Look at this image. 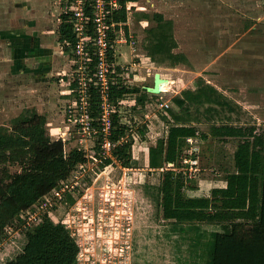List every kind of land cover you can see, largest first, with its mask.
Wrapping results in <instances>:
<instances>
[{
  "label": "rangeland",
  "instance_id": "1",
  "mask_svg": "<svg viewBox=\"0 0 264 264\" xmlns=\"http://www.w3.org/2000/svg\"><path fill=\"white\" fill-rule=\"evenodd\" d=\"M134 2L135 7L126 21L128 29L125 25L121 29L125 36L135 37V45L116 44V59L120 67L127 69L121 67L114 77L115 82L119 79L130 88L140 89L137 93L126 94L125 102L117 112L120 122L128 127L120 143L133 140L129 165H124L123 159L106 166L94 162L90 155L94 154L98 138L75 132L74 123L67 122L73 132L64 135L68 138L65 148L82 149L89 156L85 162L88 167L84 171L78 165L68 181H64L69 188L65 187L62 199L52 192L22 213L24 217L20 216L12 227H8L0 240V254L12 256L19 251L27 229L49 218L55 224L64 221L79 242L78 264H199L192 257V236L189 237L187 232L182 239L178 232L172 233L171 221L163 218V211L156 204L154 187L160 183L164 172L172 170L170 164L177 168L172 171L185 169L181 162L191 150V159L198 161L195 178L187 180L181 172H174L186 180L183 189L187 196H210L211 190L224 186L225 176L235 170L233 155L239 138L199 137L198 143L192 144L186 140L178 160L164 163L158 169L149 166L147 153L159 139H167L169 123L165 118L171 121V116L167 108L159 105L167 102L169 107L175 108L174 96L186 88L195 89L206 83L231 99L241 100L244 110L251 113H248L251 119L244 118L233 124L244 127L253 124L255 133L264 140V0ZM43 3L45 6L36 7V17L50 22L56 34L44 38H51L53 42L61 21V9L58 0H43ZM156 13L162 14L165 20H172L173 28L176 22L175 49L182 47L189 64L171 66L169 62L154 61L148 55L144 45L145 30L154 25L151 17ZM143 14L149 17L145 18ZM12 28L0 27V53L5 45H1V41L12 42L6 37ZM117 37L120 38L119 34ZM12 55L0 58V125L9 123L24 107L37 112L40 108L47 119L48 133L58 140L61 134L55 127H65L68 105L72 104L71 99L66 101L65 96L60 95V84L64 83L61 78L64 76L63 86L67 90L77 60L71 50L67 52L63 64L68 65L67 71L58 64L55 72L60 70V75L48 76L50 91L42 95L29 75L31 70L27 66L31 61L22 58L24 55L19 58ZM156 73L172 81L167 87L168 92L153 94L147 90V87H153ZM145 89L152 97L138 106L136 97ZM146 115H149L148 119ZM195 124L200 134L208 132L211 125ZM10 170L20 172V167L12 165ZM74 182H78L76 186ZM29 214L35 219L29 221ZM202 228L211 230L213 227L204 223Z\"/></svg>",
  "mask_w": 264,
  "mask_h": 264
},
{
  "label": "trees",
  "instance_id": "2",
  "mask_svg": "<svg viewBox=\"0 0 264 264\" xmlns=\"http://www.w3.org/2000/svg\"><path fill=\"white\" fill-rule=\"evenodd\" d=\"M151 18L154 25L146 28L144 39L150 58L159 63L169 62L171 66L189 64L184 53L173 52L177 47L173 21L165 20L159 13ZM113 20L125 23L127 13L124 10L115 13ZM58 35L65 53L70 52L67 43H74L76 37L67 16H61ZM139 91L138 87L130 88L118 79L112 85L111 101L117 106L126 94ZM151 95L145 89L136 102H145ZM92 96L96 114L98 96L95 92ZM172 100L175 108H167L171 121L165 118L169 123L167 139H159L148 151L151 168L176 162L188 137H235L239 141L233 155L235 170L225 176L226 187L213 188L210 196H187L183 189L186 180L181 174L164 172L154 187L163 218L171 221L172 233L178 232L182 239L187 232L192 236L190 249L199 264H264L263 138L255 133L253 124L247 127L233 124L251 118L241 105L214 85L186 88ZM46 120L36 110L24 108L9 123L0 125V240L22 213L58 188L86 160L83 150L66 151L62 140L51 138ZM195 123H210V129L200 134ZM113 126L114 154L127 166L133 140L119 143L128 127L117 114ZM12 165H18L20 172L12 173ZM204 223L213 228L204 230ZM78 253L79 246L70 230L61 222L55 224L44 218L27 229L19 251L12 256L0 254V264H77Z\"/></svg>",
  "mask_w": 264,
  "mask_h": 264
},
{
  "label": "built area",
  "instance_id": "3",
  "mask_svg": "<svg viewBox=\"0 0 264 264\" xmlns=\"http://www.w3.org/2000/svg\"><path fill=\"white\" fill-rule=\"evenodd\" d=\"M58 2L61 9L60 15L67 16L69 22L72 23V30L76 38L74 43H67V46L77 60V67L75 66L71 84L69 79L70 94L73 96L72 104L68 105L69 110L66 119H64V123H66L64 130L58 129V133L61 134L58 139L66 144L68 138L64 135L67 132L71 135L73 132L67 122H73L76 127L75 132L91 138H98L97 145L93 149L94 154L90 155L91 159L94 162L104 164V166L114 164L118 158L114 154L115 144L112 141L114 135L113 119L119 111L122 101L117 106L111 101V89L115 83L114 77L118 74L117 69L121 67L127 69L124 66L120 67L115 60L116 44L130 43L135 45V37L133 35L125 36L121 29L124 23L115 22L113 18L115 13L122 10L127 13V18H129L131 11H133L132 8L135 7V2L134 0H58ZM118 34L120 38L117 37ZM73 84L76 85L71 88ZM92 92L98 96V100L95 102L97 104L96 114L93 107ZM159 106L169 108L167 102L161 103ZM186 140L190 144L198 143L199 137H188ZM70 150L71 148L66 151ZM192 152L190 150L189 155H186L181 162L185 169L174 170L181 172L187 180L195 178L194 173L197 171L195 166L198 161L191 159ZM88 157L85 154L86 160L83 162L84 164H79V169L86 170L88 164L85 162L88 161ZM170 165H173V168L170 169H177L174 168L173 163ZM77 183L74 182L75 186ZM65 187L69 188L67 183L62 181L60 186L50 193L53 192L55 197L62 199ZM21 217L24 216L21 214ZM33 219L35 217L29 214V221ZM28 223L27 225L30 226L31 224ZM61 223L68 228L64 221ZM77 244L79 246V242Z\"/></svg>",
  "mask_w": 264,
  "mask_h": 264
},
{
  "label": "crops",
  "instance_id": "4",
  "mask_svg": "<svg viewBox=\"0 0 264 264\" xmlns=\"http://www.w3.org/2000/svg\"><path fill=\"white\" fill-rule=\"evenodd\" d=\"M44 3H43V0H0V27H4V28L7 26L14 27L12 28V30H9V31L7 30L8 32L6 34V37L11 38L10 40L12 42L2 43L1 41V45L3 44L5 45L2 47V53H0V58H4L7 54H10V55L13 54L12 56L15 55L17 58L24 55V57L22 58H25L26 61H31V64L27 62L29 63L27 67L31 70V72H29V75L32 77L35 83L34 87L36 88V90L40 89V91H42V95L45 92L50 91L48 87V85L50 84L49 83L50 80H48V76L50 75L59 76L60 75V70L55 72V68L58 67V64L59 65L62 64L61 68L65 69L66 71L68 68V65L67 66L63 65L66 63L65 62L66 53L64 52L62 44L59 42L58 32H57V37L54 36L53 38L54 41L53 42L50 41V39L52 38L54 34H56V32L52 30L51 24L48 20L47 22L46 21L44 22L42 19L40 20L36 17L37 16L36 7H41V6L43 7L45 6L43 5ZM60 20H58V22ZM60 22L58 23V25H60ZM124 25L127 26L126 22L124 23ZM175 25H176V22H175ZM175 25H174V30L176 33ZM45 36H50L51 38H44ZM57 38H58V41H57ZM181 49L182 47L181 48L178 47L177 49H174L176 51L175 53H179V52L184 53V50H181ZM59 55L62 56L60 59L58 58ZM115 60L117 61V59ZM118 64L120 65L119 62ZM119 70L120 69H117V71ZM53 73H57V74H53ZM64 73L66 74V72ZM160 75H163V74H160ZM61 80L64 83L60 84V87H62L60 95H64L65 96L64 98L66 99V101L72 99L73 96L70 94V86L67 84V90L64 89V86H63L65 84L64 76L63 78H61ZM171 83L172 81H170L169 79V83L166 86V90H164V92H161V93L168 92L167 87H170ZM33 96L34 95H32V97ZM234 101L242 106L241 100L234 99ZM124 102L125 100L123 99L122 104ZM137 104L138 106H140L139 103ZM37 107H39V105H37ZM24 108H29V107L27 106ZM37 110L39 113L42 114V112H40V108L39 109L37 108ZM1 112H4V111H1ZM249 114L251 115V113ZM148 116L149 115H146L147 119H148ZM59 120H61V118ZM59 128L63 131L65 127L58 126V127H55V130H58ZM225 138L227 139L230 137H225ZM122 139H124V137H122L121 140ZM224 183L225 185L221 187H226V181H224Z\"/></svg>",
  "mask_w": 264,
  "mask_h": 264
},
{
  "label": "water",
  "instance_id": "5",
  "mask_svg": "<svg viewBox=\"0 0 264 264\" xmlns=\"http://www.w3.org/2000/svg\"><path fill=\"white\" fill-rule=\"evenodd\" d=\"M164 78L161 77L159 73H156L154 76V85L153 87H147V90L153 94L161 93L160 84L164 82Z\"/></svg>",
  "mask_w": 264,
  "mask_h": 264
},
{
  "label": "bare ground",
  "instance_id": "6",
  "mask_svg": "<svg viewBox=\"0 0 264 264\" xmlns=\"http://www.w3.org/2000/svg\"><path fill=\"white\" fill-rule=\"evenodd\" d=\"M164 82L162 83V84H160V89H161V91L162 90H166V86L168 85V83H169V80H167L166 78H164Z\"/></svg>",
  "mask_w": 264,
  "mask_h": 264
}]
</instances>
